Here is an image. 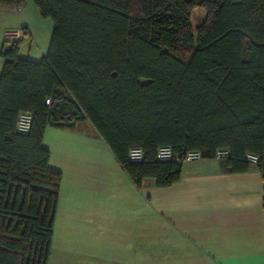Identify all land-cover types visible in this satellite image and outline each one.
I'll use <instances>...</instances> for the list:
<instances>
[{"label": "trees", "instance_id": "1", "mask_svg": "<svg viewBox=\"0 0 264 264\" xmlns=\"http://www.w3.org/2000/svg\"><path fill=\"white\" fill-rule=\"evenodd\" d=\"M31 2L53 24L45 56L0 46V264L47 262L60 181L41 146L47 124L87 119L138 188L177 181L190 150L227 149V172L247 171L252 153L264 179V0ZM197 8L205 17L192 28ZM20 111L33 114L25 135ZM158 146L179 161L157 160Z\"/></svg>", "mask_w": 264, "mask_h": 264}, {"label": "crops", "instance_id": "2", "mask_svg": "<svg viewBox=\"0 0 264 264\" xmlns=\"http://www.w3.org/2000/svg\"><path fill=\"white\" fill-rule=\"evenodd\" d=\"M6 10L27 31L17 55L39 61L52 21L31 0ZM41 146L60 174L46 264H264V179L254 165L227 172L199 158L168 186L145 178L138 188L87 119L47 124Z\"/></svg>", "mask_w": 264, "mask_h": 264}, {"label": "built area", "instance_id": "3", "mask_svg": "<svg viewBox=\"0 0 264 264\" xmlns=\"http://www.w3.org/2000/svg\"><path fill=\"white\" fill-rule=\"evenodd\" d=\"M15 9L18 10L19 7ZM10 35L12 39H9V40H17L21 42L25 38L23 31L20 29L14 30L13 32L10 33ZM49 102H50L49 98L44 99V104L48 105ZM32 115L33 114L31 111H20L18 113V117H17V121L15 125V131L17 133L25 135L29 132ZM228 155H229V152L227 149H216L214 152V158L217 160H223ZM127 157L130 162H140L143 157L142 149L140 147L129 148ZM156 158L159 161H165V160H174L177 162L179 161V159L177 158V155L172 153L171 148L169 146H158L156 148ZM199 158H201L200 151L190 150V151H186L184 158L181 162L193 161ZM244 160H246L249 164L255 165L257 163L258 157L252 153H245Z\"/></svg>", "mask_w": 264, "mask_h": 264}, {"label": "rangeland", "instance_id": "4", "mask_svg": "<svg viewBox=\"0 0 264 264\" xmlns=\"http://www.w3.org/2000/svg\"><path fill=\"white\" fill-rule=\"evenodd\" d=\"M205 17V11L203 9H193L190 15V21L192 28L197 27ZM36 20H31L32 26L35 28L38 25L36 24ZM22 25V21L19 18L18 14L13 12L12 10H6V12L0 14V40L2 41L6 38L12 39L10 33L15 30V28L20 29V26ZM7 29V30H6ZM4 30L8 31L7 36L4 33ZM24 42V41H23ZM9 42H5L6 45H8ZM21 52H25L26 45L22 44L20 45Z\"/></svg>", "mask_w": 264, "mask_h": 264}]
</instances>
